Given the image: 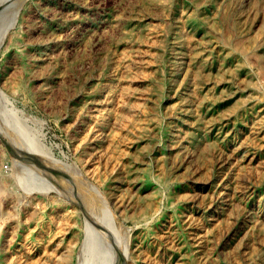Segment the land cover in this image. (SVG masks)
Wrapping results in <instances>:
<instances>
[{
    "label": "rangeland",
    "instance_id": "374dc122",
    "mask_svg": "<svg viewBox=\"0 0 264 264\" xmlns=\"http://www.w3.org/2000/svg\"><path fill=\"white\" fill-rule=\"evenodd\" d=\"M0 264H264V0H0Z\"/></svg>",
    "mask_w": 264,
    "mask_h": 264
}]
</instances>
